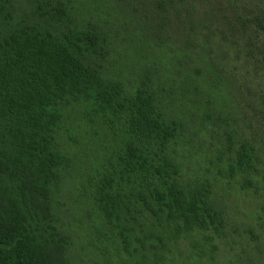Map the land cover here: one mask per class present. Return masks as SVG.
Listing matches in <instances>:
<instances>
[{"label":"trees","instance_id":"trees-1","mask_svg":"<svg viewBox=\"0 0 264 264\" xmlns=\"http://www.w3.org/2000/svg\"><path fill=\"white\" fill-rule=\"evenodd\" d=\"M30 4L15 20L12 0H0V264H72L54 195L68 163L58 149L61 109L73 103L108 126L124 119L116 168L102 174L108 188L118 176L117 186L125 183L128 193L112 195L103 181L96 204L107 220H117L126 250L137 252L142 263L165 264L170 242L221 233L222 211L208 188H191L181 178L170 150L180 126L157 96L145 84L128 94L120 80L106 75V38L76 20L71 0ZM235 23L231 43L250 65L249 75H259L264 85V7L252 17L238 15ZM256 121L264 124V110ZM254 134L240 137L225 170L264 196V134Z\"/></svg>","mask_w":264,"mask_h":264},{"label":"rangeland","instance_id":"rangeland-1","mask_svg":"<svg viewBox=\"0 0 264 264\" xmlns=\"http://www.w3.org/2000/svg\"><path fill=\"white\" fill-rule=\"evenodd\" d=\"M12 2L15 20L31 9L30 0ZM71 5L76 20L106 38V75L120 80L128 94L145 84L176 119L180 129L170 150L181 178L191 188L207 187L222 211L221 233L170 242L165 264H264L263 191L257 195L225 170L240 137L264 134V124L256 121L264 110V85L259 75H249L250 65L231 43L236 17L254 16L264 0H71ZM82 105L62 107L58 133V149L68 163L54 204L69 237V258L72 264H136L141 258L124 248L117 220H107L96 204L103 181L112 195L128 193L125 183L117 186L118 176L108 188L102 174L116 168L124 119L108 126ZM144 260L151 257L145 254Z\"/></svg>","mask_w":264,"mask_h":264}]
</instances>
